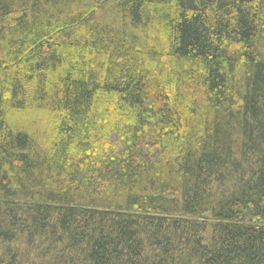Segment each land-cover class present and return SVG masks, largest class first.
Masks as SVG:
<instances>
[{
    "label": "trees",
    "instance_id": "trees-1",
    "mask_svg": "<svg viewBox=\"0 0 264 264\" xmlns=\"http://www.w3.org/2000/svg\"><path fill=\"white\" fill-rule=\"evenodd\" d=\"M0 264H264V0H0Z\"/></svg>",
    "mask_w": 264,
    "mask_h": 264
}]
</instances>
